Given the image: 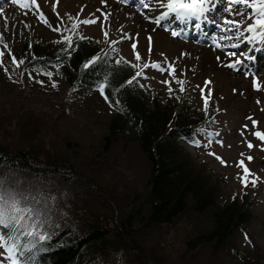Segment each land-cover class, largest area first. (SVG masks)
I'll list each match as a JSON object with an SVG mask.
<instances>
[{"label": "trees", "instance_id": "16d2710c", "mask_svg": "<svg viewBox=\"0 0 264 264\" xmlns=\"http://www.w3.org/2000/svg\"><path fill=\"white\" fill-rule=\"evenodd\" d=\"M68 33L75 50L54 43L62 38L23 41L20 51L29 53L30 60L21 71L37 75L34 67L53 68L54 73L58 68L61 75L54 76L69 93L83 95L86 108L94 98L108 107L118 98L123 111L110 107L97 145L58 133L54 119L47 121L46 113L29 105L0 113V179L46 205L48 231L55 233L43 245L48 251L33 250L37 264H224L225 257L264 264L253 242L248 248L234 244L235 232L246 235L250 199L233 195L218 202V181L183 145L196 138L198 129L210 127L204 112L191 109L186 96L159 102L138 78L122 87L135 75V64L117 63L109 57L110 49L99 53L91 38ZM97 56L102 59L95 67L83 69ZM106 74L111 88L119 89L115 94L106 89L107 102L96 90ZM23 93L22 85L20 98ZM121 166L141 174L139 185L127 189L121 201L95 200L86 171L101 177L119 173L115 170ZM180 224L188 231L173 247L167 238Z\"/></svg>", "mask_w": 264, "mask_h": 264}, {"label": "rangeland", "instance_id": "374dc122", "mask_svg": "<svg viewBox=\"0 0 264 264\" xmlns=\"http://www.w3.org/2000/svg\"><path fill=\"white\" fill-rule=\"evenodd\" d=\"M133 1L136 3L128 4L123 0H59L56 12H53V4L56 0H37L40 11L52 25L50 28L38 20L37 15L34 14V8L29 10L18 4H12L11 0H2L0 35L3 37V43H0V51L4 52L5 49L6 54L2 60L8 71L6 73L4 67H0L2 79L0 81V113L9 114L13 110L15 112L19 106L29 105L46 113L49 116H45L47 121L54 119V128L58 133H69L81 139L84 144L91 141L97 145L98 137L104 129L105 119L111 113L110 107L104 104L102 97L100 99L103 102H97L94 98L89 104L90 107L86 108L81 104L83 95L69 93L61 78L53 75L49 80L47 76L22 72L21 67L16 68L11 63L12 57L17 60L23 59L25 63L30 60L29 53L20 51L19 47L23 41L48 42L60 39L63 35H70L68 32L57 33L52 30L59 23L58 17L64 21L62 27L69 28L71 26L69 16H78L80 20L96 19L95 24L81 25L78 33L82 37L94 40L99 46V53L110 49L109 57L113 61H130L135 65L159 62L165 69H168V64L165 63L167 60L175 67L176 78L187 80L186 91L180 93L179 85L173 82L168 71L161 73L148 68L144 70V76L138 78L143 89L153 94L159 102H179L186 96L191 109L202 111L207 116L206 121L210 127L204 129L203 134L198 133L195 138L201 146L195 147L191 143L183 145L196 163L204 168L206 174L218 181V202H223L233 195H245L250 199V221L246 224L245 232L248 240H245L241 232H235L234 244L237 248H248L251 241L258 247L259 253L264 255V150H261L264 144L253 135L256 131L264 133V111H262L264 109V44L241 43L237 49L229 47L217 49L212 39L214 36L217 37V43L223 45L227 42L218 39L223 33L219 32L215 23L211 22H205L202 24L203 27L201 26L204 33H206L205 27L209 30L206 35H202L201 30L189 26L184 28L182 36L173 38L169 32L163 31L162 28H158L145 19V16L152 18L158 13L144 10L138 0ZM226 5L227 0H217L215 9L208 15L215 17L217 21L222 20L227 16L223 12ZM142 11L144 15H141ZM102 13H111L107 21ZM251 22L248 21V23ZM26 24L30 27H25ZM180 27L178 24H173V28ZM153 29L156 30L153 31ZM189 29H191V35L198 33L195 39L185 38ZM105 32L108 34L107 40ZM125 34L131 39H125ZM248 35L250 34L245 33V36ZM149 37L152 38L151 54L149 53ZM4 43L8 45L7 48H4ZM133 43L137 44V51L142 57L139 62L134 57ZM249 48L261 49L249 53L254 57L251 61L244 60L239 55L241 52H247ZM227 52H235L237 56L230 58L226 55ZM8 53H11V56ZM217 57L220 58L219 61ZM236 58L244 60V63L249 65L251 72L247 77L243 71L237 72L224 66ZM256 65H258L257 68ZM45 70L54 73L53 68ZM139 70L137 68V71ZM29 74L33 79L28 78ZM253 79H256L259 91L254 90ZM37 80L43 83H37ZM165 80L169 81V85L162 83ZM205 81H211V83L205 87ZM53 82L57 85L55 88L51 86ZM22 85L24 98L19 96ZM169 86L174 90L171 96L168 92ZM201 88L204 89L205 96L208 95L209 90L211 91L207 113L203 110ZM257 101L260 103L258 104ZM61 109L64 110L63 113ZM253 119L258 122L256 127H253ZM207 134H212L214 140L210 145H208ZM248 142L254 146L251 150L247 147ZM216 157H221L226 162V166L222 165ZM247 157L253 159L249 161ZM240 161H243L254 174V177L250 179L258 178L255 188L251 185L244 188L237 179V176L243 175V170L237 167ZM116 171L119 173L112 171L101 177L92 176L89 170L86 171L84 176L94 186L95 194L97 193L95 200L103 201L106 198L111 200L116 197L121 201L127 189L141 182L142 176L134 167L128 169L126 166H121ZM106 209V215L112 216V213ZM185 231H188V226L186 225L185 228L183 224L172 228V234L167 238L170 245L176 247ZM225 259L224 264H239L234 258L225 257Z\"/></svg>", "mask_w": 264, "mask_h": 264}, {"label": "snow or ice", "instance_id": "6c2138e0", "mask_svg": "<svg viewBox=\"0 0 264 264\" xmlns=\"http://www.w3.org/2000/svg\"><path fill=\"white\" fill-rule=\"evenodd\" d=\"M127 3L128 0H123ZM140 6L144 10H148L154 13L152 18L145 16L146 20L154 23L158 28H162L163 31L169 32L173 38L180 37L184 34V28L193 26L198 30H201L202 35H206L201 29V25L205 22L215 23L216 28L223 35L219 36L220 41H225L227 43L221 44L217 43V37H213L215 47L221 49L223 47H229L232 49H237L240 47L241 43H247L251 45L264 44V0H227V5L224 7L223 12L227 14L225 18L220 21H217L215 17H211L208 14L215 9L217 0H138ZM2 3V0H0ZM12 4H18L22 8L32 10L35 9L34 14L37 15L38 20L47 27H52L48 18L40 11L37 0H11ZM59 3V0L53 4V12H56V6ZM218 11V10H217ZM103 14V13H102ZM105 21L108 20V17L111 13L103 14ZM141 15H144V12H141ZM231 17V18H228ZM239 17V19H236ZM59 23L52 30L57 33L62 32H72L77 34L81 25H92L97 23L96 19H83L80 20L79 17H68V20L71 22V26L62 27L64 21L58 17ZM248 21H252L248 23ZM167 22V23H165ZM173 24H178L181 27L179 29L173 28ZM7 26V21H6ZM25 27H30L25 25ZM156 29H153L155 31ZM245 33L250 35L245 36ZM107 40V32L104 33ZM125 39H131L127 34L124 35ZM149 53L152 51V38L149 37ZM237 41V42H232ZM0 43H3V37L0 35ZM57 44H64V51L68 49L75 50L73 47L74 40L72 35H63L62 40L54 41ZM4 48H7L6 43L3 44ZM132 49L136 61H141L142 57L137 51V44H132ZM260 51V48H249L247 52H241L239 55L244 58V60H253L254 57L249 55L252 51ZM5 53L0 51V67H4L5 72L7 73V66L3 64L2 58ZM11 56V53H8ZM226 55L230 58L236 57L237 53L227 52ZM102 58L97 56L89 59L83 64V69L88 70L90 67H95L96 64ZM219 57L217 60L219 61ZM244 60L240 58L234 59L232 62L224 65L225 67L240 72L243 71L244 75H247L251 72L248 64L244 63ZM11 63L15 65L16 68H20L24 65L25 60H17L15 57H12ZM120 63V61H117ZM127 64V61H123ZM165 63L168 64V69H165L161 66L159 62L149 63H137L133 65L134 68L140 69L135 72V75L126 82V85H132L134 82L138 83L137 78L144 76V70L152 68L160 71L161 73L168 71V75L172 78L173 82L179 85V92L184 93L186 91L185 85L187 80L177 79L176 78V69L173 65L167 60ZM27 71V70H25ZM32 71L36 72L38 75L47 76L49 80L52 79V76L61 75V72L57 68L56 72L46 71L43 67H34ZM183 74V73H182ZM110 74L104 76L103 81L97 82L96 90L99 94L109 101V96L106 95V89L111 88ZM29 79L33 77L29 74ZM11 79V76H9ZM37 83H43V81H36ZM166 86L169 85V81H162ZM211 81H205V87L210 84ZM55 88L57 85L53 82L51 85ZM199 87V86H197ZM253 88L256 91H259V85L256 79H253ZM113 94L119 92V89L111 88ZM235 91V89H234ZM169 95L171 96L174 90L169 86L168 87ZM179 99V97H176ZM201 99L203 100V110L205 113L208 111L209 100L211 99V91L209 90L208 95H204V89L201 88ZM121 101L117 98L115 104L110 103V107H114L117 111H123L121 108ZM259 104L260 101H257ZM264 111V109H262ZM252 119V117H248ZM214 122V121H212ZM253 127H256L258 122L252 120ZM247 130V126H245ZM199 133L203 134L204 129H198ZM243 135V133H241ZM254 137L264 144V133L256 131L253 133ZM208 136V145L214 142L212 134H207ZM190 143L195 147H200L201 144L198 140L193 139ZM208 145H204L207 147ZM247 147L251 150L254 146L251 142L247 143ZM261 150H264L262 148ZM209 155H214L209 153ZM243 155V154H241ZM216 159L226 166V162L221 157H216ZM251 161L252 157H247ZM237 167L243 170L242 176H237V179L240 181L242 187L246 188L249 185L255 188L258 184V178L254 177V174L244 165L243 161H240L237 164ZM47 226V227H46ZM49 224L48 214L46 211V205L41 206L40 201L35 197L25 195L22 191L17 190V188L6 184L2 179H0V264H37L36 253L33 252L35 249L37 252L48 251L43 245L45 242L50 241L53 238L55 233L48 231ZM245 240H248L247 235H245ZM32 253V255H28Z\"/></svg>", "mask_w": 264, "mask_h": 264}, {"label": "bare ground", "instance_id": "6f19581e", "mask_svg": "<svg viewBox=\"0 0 264 264\" xmlns=\"http://www.w3.org/2000/svg\"><path fill=\"white\" fill-rule=\"evenodd\" d=\"M207 27H210V26H207ZM205 31H206V33H207V31H209V30H207L206 29V27H205ZM211 31V30H210ZM211 33V32H210ZM198 35V33H196L195 35H193V36H190L188 39H195V37ZM258 67V65H256V68Z\"/></svg>", "mask_w": 264, "mask_h": 264}]
</instances>
